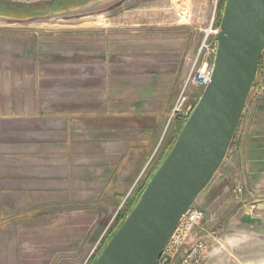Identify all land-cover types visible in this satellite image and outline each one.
<instances>
[{
    "label": "rangeland",
    "instance_id": "rangeland-1",
    "mask_svg": "<svg viewBox=\"0 0 264 264\" xmlns=\"http://www.w3.org/2000/svg\"><path fill=\"white\" fill-rule=\"evenodd\" d=\"M219 1L56 0L30 8L0 0V14H35V20H41H0V63L8 68L0 70V80L23 77L24 72L30 76V70L19 69L21 63L35 61L43 67L41 74L51 77L62 73L54 63L81 62L87 64L89 83L98 80L97 86L89 85V93L103 90L110 101L117 94L125 104L144 100L153 109L161 101L167 104L171 111L162 133L151 135V162L127 194L131 209L138 188L152 177L186 120L180 112L173 114L174 106L179 100L181 110L194 107L202 94L204 88L187 79L202 68L207 56L203 45L216 46ZM28 46L34 47V54L25 52ZM69 68L79 72L78 66ZM255 78L227 156L197 198L212 214L193 235L206 246L202 264H264V52ZM94 104L89 102V109H95L90 107ZM86 206L66 207L72 210L71 230L58 227L68 214H39L38 222L30 225L9 219L0 230V264L94 263L122 222L114 220L115 212L106 216L109 224L95 227L103 215ZM52 217L55 230L47 229Z\"/></svg>",
    "mask_w": 264,
    "mask_h": 264
},
{
    "label": "crops",
    "instance_id": "crops-1",
    "mask_svg": "<svg viewBox=\"0 0 264 264\" xmlns=\"http://www.w3.org/2000/svg\"><path fill=\"white\" fill-rule=\"evenodd\" d=\"M5 1L30 8L35 4ZM34 15L2 13L0 20L41 21ZM25 52L34 54V47ZM53 65L62 73L45 77L43 67L30 61L19 65L30 76L24 72L23 77L0 80V230L9 219L30 225L38 222L39 214L56 213L69 215L58 227L71 230L72 210L66 209L71 203L97 208L104 221L101 217L95 227L102 229L109 224L106 216L119 211L151 162V135L162 133L170 115L163 101L153 109L144 100L125 104L117 94L110 101L103 90L89 93V85L97 86L98 80L89 83L87 64ZM71 66L79 72L71 73ZM1 69L8 68L0 63ZM89 102L95 109H89ZM56 228L52 217L47 229Z\"/></svg>",
    "mask_w": 264,
    "mask_h": 264
},
{
    "label": "water",
    "instance_id": "water-1",
    "mask_svg": "<svg viewBox=\"0 0 264 264\" xmlns=\"http://www.w3.org/2000/svg\"><path fill=\"white\" fill-rule=\"evenodd\" d=\"M214 38L209 83L93 264H156L191 206L211 219V210L196 200L227 156L254 84L264 52V0H225Z\"/></svg>",
    "mask_w": 264,
    "mask_h": 264
},
{
    "label": "built area",
    "instance_id": "built-area-1",
    "mask_svg": "<svg viewBox=\"0 0 264 264\" xmlns=\"http://www.w3.org/2000/svg\"><path fill=\"white\" fill-rule=\"evenodd\" d=\"M203 46L206 49L205 55L207 56H204L202 68L195 75L192 77L189 76L187 79V83L191 81L192 84L198 87L200 86L201 88H205L210 81L213 56L216 50V46L212 49L208 48L206 45ZM181 98L185 97L181 96ZM193 108L192 106H188L185 110H181V103L178 100L172 112L173 114H178L180 112L182 119L185 120L188 118ZM237 191L240 192L241 189L238 188ZM204 218V213L197 210L194 206H191L180 218L176 229L172 233L156 264H202V253L206 249V246L202 240H194L193 235L196 229L203 226L202 223Z\"/></svg>",
    "mask_w": 264,
    "mask_h": 264
},
{
    "label": "trees",
    "instance_id": "trees-1",
    "mask_svg": "<svg viewBox=\"0 0 264 264\" xmlns=\"http://www.w3.org/2000/svg\"><path fill=\"white\" fill-rule=\"evenodd\" d=\"M224 4H225V0H220L219 1V3H218V6H217V15H218V18H217V22H216V27L217 28H219V25H220V21H221V17H222V13H223V8H224ZM262 57H263V55L261 56V58H260V61H259V65H258V69H257V71L259 70V68H260V64H261V61H262ZM257 74V73H256ZM256 79V78H255ZM241 122V121H240ZM181 129V128H180ZM174 141H175V138H174V140L170 143V147L168 148V150H170V148H171V146L173 145V143H174ZM233 141V140H232ZM165 155V154H164ZM164 158V157H163ZM162 158V159H163ZM149 181V178H147L141 185H140V187L138 188V190H137V197L138 196H140V194L142 193V191H143V189H144V187H145V185H146V183ZM137 185V184H136ZM135 185V186H136ZM127 198H126V200L123 202V205H122V207L119 209V211L117 212V214H116V216H115V218H114V220L115 221H117L118 220V223L120 222H123L124 221V219H125V217H126V215H127V213H128V211L130 210V207L129 206H127ZM136 200H137V198H136ZM127 206V207H126ZM116 232V231H115ZM104 238H105V236L103 237V239L102 240H104ZM108 242V241H107ZM105 247V246H104ZM92 260V259H91ZM93 264V263H92Z\"/></svg>",
    "mask_w": 264,
    "mask_h": 264
},
{
    "label": "flooded vegetation",
    "instance_id": "flooded-vegetation-1",
    "mask_svg": "<svg viewBox=\"0 0 264 264\" xmlns=\"http://www.w3.org/2000/svg\"><path fill=\"white\" fill-rule=\"evenodd\" d=\"M58 1V0H57ZM76 1V0H75ZM52 2V1H51ZM45 2L43 1H41V2H37V3H35L34 5H39V4H44Z\"/></svg>",
    "mask_w": 264,
    "mask_h": 264
},
{
    "label": "bare ground",
    "instance_id": "bare-ground-1",
    "mask_svg": "<svg viewBox=\"0 0 264 264\" xmlns=\"http://www.w3.org/2000/svg\"><path fill=\"white\" fill-rule=\"evenodd\" d=\"M210 31H211V29H207V30H206V33H209ZM196 203L199 204V203L197 202V200H196ZM188 210H189V209H188ZM188 210H187V211H188ZM183 215H184V214H183ZM183 215H182V216H183Z\"/></svg>",
    "mask_w": 264,
    "mask_h": 264
}]
</instances>
